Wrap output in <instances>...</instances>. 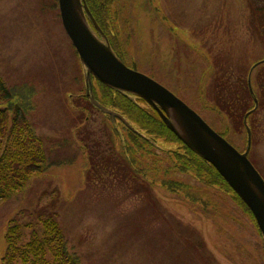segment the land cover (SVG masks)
I'll return each mask as SVG.
<instances>
[{
    "label": "rangeland",
    "instance_id": "rangeland-1",
    "mask_svg": "<svg viewBox=\"0 0 264 264\" xmlns=\"http://www.w3.org/2000/svg\"><path fill=\"white\" fill-rule=\"evenodd\" d=\"M108 9L107 32L125 65L243 152V118L254 107L247 76L264 61L246 0H110ZM0 76L33 90L29 121L52 162L0 202V263L10 221L38 229L54 216L81 264H264L255 220L233 195L172 168L180 145L156 140L127 154L133 161L123 155L113 126L120 140L124 126L87 101L55 0H0ZM250 82L258 107L247 118L248 157L264 180V62ZM93 90L102 100L95 81Z\"/></svg>",
    "mask_w": 264,
    "mask_h": 264
},
{
    "label": "trees",
    "instance_id": "trees-1",
    "mask_svg": "<svg viewBox=\"0 0 264 264\" xmlns=\"http://www.w3.org/2000/svg\"><path fill=\"white\" fill-rule=\"evenodd\" d=\"M109 1L85 0L97 26L107 38L116 56L121 58L107 32ZM246 3L252 18L250 20L252 34L264 46V0H246ZM95 82L102 96V100L98 99L93 90L96 101L120 115L132 128L131 130L119 120L113 123L114 125L121 123L126 131L120 140V135L113 126L120 148L125 147L122 152L127 159L133 157L127 154H131L137 148L155 147L156 140L177 143L182 152L176 151L171 156L172 168L181 173H190L208 188H220L232 194L237 204L254 221L249 209L215 169L185 147L165 127L153 109L134 96L113 91ZM215 82L216 88L224 87V83ZM32 97L31 88L7 87L0 76V202L14 198L23 191L31 179L43 175L52 166L42 139L35 133L29 121L33 110ZM107 117L111 121V118ZM219 135L225 138L222 134ZM174 186L169 189H181L179 184ZM37 223L38 229L29 224L21 225L16 220L8 223L4 236L6 250L0 264H81L79 257L68 248L64 234L54 216L43 218Z\"/></svg>",
    "mask_w": 264,
    "mask_h": 264
},
{
    "label": "water",
    "instance_id": "water-1",
    "mask_svg": "<svg viewBox=\"0 0 264 264\" xmlns=\"http://www.w3.org/2000/svg\"><path fill=\"white\" fill-rule=\"evenodd\" d=\"M57 2L63 31L83 67L86 98L92 106L132 130L120 115L96 101L92 89V79H95L108 89L134 96L152 108L165 127L192 153L211 165L249 209L261 234L264 253V180L248 159L251 132L246 125L248 115L258 106L257 100L253 97L254 108L243 119L247 142L241 153L181 99L146 75L125 66L112 51L85 0ZM255 66L247 78L252 96L250 77Z\"/></svg>",
    "mask_w": 264,
    "mask_h": 264
}]
</instances>
